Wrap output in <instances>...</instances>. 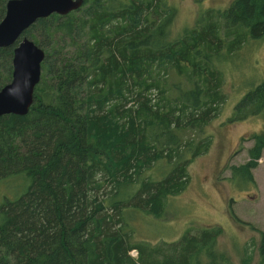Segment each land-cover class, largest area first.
Wrapping results in <instances>:
<instances>
[{"label":"trees","instance_id":"1","mask_svg":"<svg viewBox=\"0 0 264 264\" xmlns=\"http://www.w3.org/2000/svg\"><path fill=\"white\" fill-rule=\"evenodd\" d=\"M174 20L169 0H85L24 32L45 59L29 112L0 116V264H233L220 226L151 244L135 240L126 217L161 218L187 188L189 166L211 143L204 128L226 98L220 58L264 38V0L207 10L179 35ZM15 47H0V90ZM251 118L264 124V79L229 121ZM250 139L247 162L231 167L245 184L255 182L264 126ZM233 217L259 233L264 264V232ZM245 253L241 264H251Z\"/></svg>","mask_w":264,"mask_h":264},{"label":"rangeland","instance_id":"2","mask_svg":"<svg viewBox=\"0 0 264 264\" xmlns=\"http://www.w3.org/2000/svg\"><path fill=\"white\" fill-rule=\"evenodd\" d=\"M232 1L169 0L175 10L173 35L194 27L207 10H224ZM218 66L223 80L221 89L226 98L218 114L204 128V135L211 143L208 150L189 166L191 180L187 188L168 200L161 218L144 214L126 217L137 229L135 240L151 244L176 240L189 229L197 233L201 228L220 226L219 247L233 264H241L245 251L253 256L251 264H260L259 233L237 222L233 215L264 232V151L258 166L252 169L254 183L245 184L240 176L232 179L231 167L247 162L248 149L254 144L250 138L260 132L264 124L258 118L236 122L229 119L240 98L264 79V38L247 37L240 49L221 57ZM187 133L188 136L194 134L193 131ZM202 136L196 132L194 138L197 141ZM4 193L9 197L12 194L9 190ZM131 254L135 258L138 256L136 250Z\"/></svg>","mask_w":264,"mask_h":264},{"label":"water","instance_id":"3","mask_svg":"<svg viewBox=\"0 0 264 264\" xmlns=\"http://www.w3.org/2000/svg\"><path fill=\"white\" fill-rule=\"evenodd\" d=\"M85 0H8L0 22V47L16 45L12 80L0 90V116L25 115L41 80L45 51L34 40L23 37L37 20L51 14L67 15L80 9Z\"/></svg>","mask_w":264,"mask_h":264}]
</instances>
